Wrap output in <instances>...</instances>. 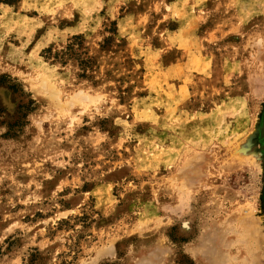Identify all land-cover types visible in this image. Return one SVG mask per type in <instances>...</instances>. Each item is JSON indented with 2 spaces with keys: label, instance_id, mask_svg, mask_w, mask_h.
Returning <instances> with one entry per match:
<instances>
[{
  "label": "rangeland",
  "instance_id": "374dc122",
  "mask_svg": "<svg viewBox=\"0 0 264 264\" xmlns=\"http://www.w3.org/2000/svg\"><path fill=\"white\" fill-rule=\"evenodd\" d=\"M263 112L264 0H0V264H264Z\"/></svg>",
  "mask_w": 264,
  "mask_h": 264
},
{
  "label": "bare ground",
  "instance_id": "6f19581e",
  "mask_svg": "<svg viewBox=\"0 0 264 264\" xmlns=\"http://www.w3.org/2000/svg\"><path fill=\"white\" fill-rule=\"evenodd\" d=\"M42 85V84H41ZM45 87V86H44ZM263 122H264V112L262 113V116H261V121H260V123H259V128H258V134L261 136L262 135V133L264 134V132L263 131H261L260 129H261V125H263ZM263 128V127H262ZM260 139H262L261 140V143H260V148H261V150L263 151V153H264V138H262V136H261V138Z\"/></svg>",
  "mask_w": 264,
  "mask_h": 264
},
{
  "label": "water",
  "instance_id": "95a60500",
  "mask_svg": "<svg viewBox=\"0 0 264 264\" xmlns=\"http://www.w3.org/2000/svg\"><path fill=\"white\" fill-rule=\"evenodd\" d=\"M260 130L264 132V122H263V125H261V129ZM262 138H264V134L263 133H262Z\"/></svg>",
  "mask_w": 264,
  "mask_h": 264
}]
</instances>
